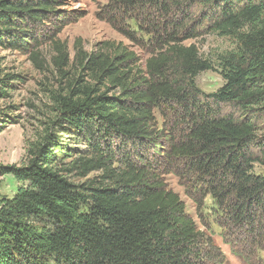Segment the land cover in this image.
Wrapping results in <instances>:
<instances>
[{
    "label": "trees",
    "instance_id": "1",
    "mask_svg": "<svg viewBox=\"0 0 264 264\" xmlns=\"http://www.w3.org/2000/svg\"><path fill=\"white\" fill-rule=\"evenodd\" d=\"M68 2L0 0V47L41 68L38 46L51 34L64 81L25 163L0 168L21 183L0 204V264L222 263L166 174L197 208L213 202L233 259L264 264V0H106L100 19L154 46L143 70L120 43L86 53L76 41L71 56L53 40L80 17ZM207 35L235 47L212 61L184 45ZM207 71L223 81L208 94L196 83ZM17 80L0 77V98ZM9 116L0 110V130ZM231 229L253 237L252 255Z\"/></svg>",
    "mask_w": 264,
    "mask_h": 264
},
{
    "label": "rangeland",
    "instance_id": "2",
    "mask_svg": "<svg viewBox=\"0 0 264 264\" xmlns=\"http://www.w3.org/2000/svg\"><path fill=\"white\" fill-rule=\"evenodd\" d=\"M68 3V6L77 11L80 17L76 22L61 28L53 40L66 43L71 56H73V45L76 41H79L82 50L86 53L100 50L104 43H120L135 54L136 67L144 69L145 60L153 52L154 46L142 42L139 33H136L134 40H129L110 24L100 19L98 14H100L101 8L106 5V0H69ZM50 36L51 34L47 36V39ZM46 40H42L38 46L40 57L44 62L41 68L28 58V54L0 47V77L5 74L18 76L9 96L0 98V110L10 115V120L0 130V168L23 165L26 160L27 148L40 137L44 127L54 117L52 94L63 87L60 83L64 81L60 79V75L52 64L55 53L52 45ZM190 44L196 46L202 58L212 61L218 55L235 47V44L229 39L216 35H207L184 42V45ZM69 73L74 77L82 74L78 66L73 67ZM196 83L201 91L208 94L217 91L223 81L217 72L207 71L197 76ZM70 138L72 136L67 137L68 140L64 141H67L72 147L83 148L76 146ZM93 176L96 174L92 173L88 177ZM71 178L75 183L81 181L73 175ZM163 179L167 187L179 195L185 205L186 212L197 224L198 230L204 231L206 236H211L215 245L225 256L226 259L220 264H245L240 258L233 259L230 256V248L221 241L220 236L223 230L214 222V215L218 211L212 205L213 202L207 199L205 210L204 207L199 209L185 195L183 186L174 175L166 174ZM20 186L21 183H18L11 175L0 174V204L11 199ZM200 215L202 219L199 218ZM204 225L207 226V229ZM230 231L235 234V241L240 242L241 253L252 255L254 247L247 243H250L253 237L238 238L241 236L239 231H235V229Z\"/></svg>",
    "mask_w": 264,
    "mask_h": 264
}]
</instances>
